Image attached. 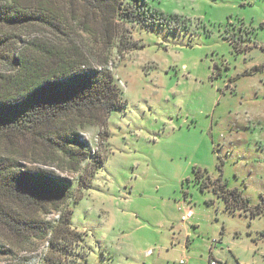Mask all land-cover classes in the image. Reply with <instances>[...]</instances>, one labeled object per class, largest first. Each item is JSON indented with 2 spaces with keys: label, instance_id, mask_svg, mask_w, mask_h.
<instances>
[{
  "label": "rangeland",
  "instance_id": "rangeland-1",
  "mask_svg": "<svg viewBox=\"0 0 264 264\" xmlns=\"http://www.w3.org/2000/svg\"><path fill=\"white\" fill-rule=\"evenodd\" d=\"M146 4L177 26L130 25L125 38L141 46L110 47L106 67L124 103L105 124L75 131L91 153L78 171L0 144L71 192L57 210L18 207L45 235L0 222V264H209L212 239L219 264H264V0ZM74 37L90 64L103 59L97 35ZM9 69L0 61V73ZM196 168L210 175L207 188ZM231 189L249 203L225 201ZM182 206L194 212L187 222Z\"/></svg>",
  "mask_w": 264,
  "mask_h": 264
},
{
  "label": "trees",
  "instance_id": "trees-1",
  "mask_svg": "<svg viewBox=\"0 0 264 264\" xmlns=\"http://www.w3.org/2000/svg\"><path fill=\"white\" fill-rule=\"evenodd\" d=\"M170 18L146 0H0V61L10 66L8 73H0V144L31 155L61 157L69 170L78 171L91 153L75 131L85 124H105L111 111L124 103L106 67L110 47L118 39L120 53H128L141 46L125 38L128 26L176 28ZM78 32L98 36L103 56L99 63L88 62L74 37ZM103 161L98 158L94 167ZM194 172L201 190L207 188L210 175L200 168ZM67 183L0 154V222L15 234L29 230L45 235L47 226L20 214L18 207L57 210L71 197ZM230 196L242 205L249 203L237 189L222 191L225 201Z\"/></svg>",
  "mask_w": 264,
  "mask_h": 264
},
{
  "label": "built area",
  "instance_id": "built-area-1",
  "mask_svg": "<svg viewBox=\"0 0 264 264\" xmlns=\"http://www.w3.org/2000/svg\"><path fill=\"white\" fill-rule=\"evenodd\" d=\"M181 210H182V214H181V220L182 222H187L189 221L193 215H194V212H193V209L191 206H182L180 207ZM218 240L216 239H212L209 241V245H208V252H209V264H219V262L212 256V249L214 246H216L218 244ZM150 251H148L149 253ZM181 263H183L184 261L181 260L180 261Z\"/></svg>",
  "mask_w": 264,
  "mask_h": 264
},
{
  "label": "crops",
  "instance_id": "crops-1",
  "mask_svg": "<svg viewBox=\"0 0 264 264\" xmlns=\"http://www.w3.org/2000/svg\"><path fill=\"white\" fill-rule=\"evenodd\" d=\"M188 244V243H187Z\"/></svg>",
  "mask_w": 264,
  "mask_h": 264
}]
</instances>
